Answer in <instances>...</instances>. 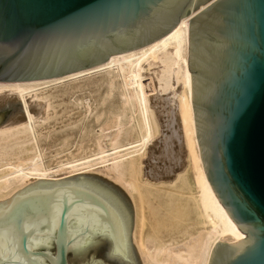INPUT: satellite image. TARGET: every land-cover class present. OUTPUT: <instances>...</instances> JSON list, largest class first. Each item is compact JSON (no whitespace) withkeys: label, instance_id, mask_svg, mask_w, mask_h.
<instances>
[{"label":"water","instance_id":"1","mask_svg":"<svg viewBox=\"0 0 264 264\" xmlns=\"http://www.w3.org/2000/svg\"><path fill=\"white\" fill-rule=\"evenodd\" d=\"M202 6L205 8L201 9ZM187 23L196 136L207 179L245 233L208 264H264V0H0V82L61 77ZM20 98L0 105V127ZM127 193L93 174L42 177L0 200V264H144Z\"/></svg>","mask_w":264,"mask_h":264},{"label":"bare ground","instance_id":"2","mask_svg":"<svg viewBox=\"0 0 264 264\" xmlns=\"http://www.w3.org/2000/svg\"><path fill=\"white\" fill-rule=\"evenodd\" d=\"M194 14L182 18L160 39L113 55L103 64L56 78L0 82V100L20 98L27 117L22 122L19 115L13 125L0 129V200L42 177L101 174L124 187L132 198L136 212L132 241L144 264H208L223 235L244 239L245 233L215 195L200 156L188 61L187 23ZM102 73L110 86V97L103 105L114 95L120 100L115 111L116 137L112 140L115 135H108V144L102 143L107 137L100 135L94 151L86 154L84 150L78 159L52 168L46 162L48 153L38 146L42 138L37 128L45 123L46 110H54L50 103L54 99L34 94L33 98L43 100L41 104L38 99L30 102L29 96L42 87ZM172 79L180 83V91L177 87V92H168ZM87 106L91 113L90 102ZM124 119H129V130ZM132 131L137 132L138 141L122 144Z\"/></svg>","mask_w":264,"mask_h":264},{"label":"rangeland","instance_id":"3","mask_svg":"<svg viewBox=\"0 0 264 264\" xmlns=\"http://www.w3.org/2000/svg\"><path fill=\"white\" fill-rule=\"evenodd\" d=\"M98 75L97 76L94 75L90 78L89 77L82 78L83 80L79 79L77 81H72V82L69 81L71 84L69 82H65L62 84L61 83L57 84V86L49 85V87L46 86V88L42 87L39 90H36L35 92H33L31 96H29L30 98H28L30 102H33L35 101V99L36 100L38 99V102L40 100V103L43 104L44 102H41L42 99L33 98V97L35 96L34 94L36 93L38 95L40 94L43 95L44 93L45 96H50V97L52 96L51 97L52 100L54 99L53 101L50 102L51 107H53L54 110L51 111L52 108H50V110L48 109L45 112V115L46 117L48 116L47 118L49 119V121H47L46 117L44 121L45 123L46 121L48 123L43 124L44 122L43 120L37 121V119H39L40 117L38 116L37 112L34 113L35 117L36 116L39 117V118L38 117L36 118V121L39 122V125L43 124V126L41 125L40 127L37 128V132L39 133L38 134L39 139L42 138L41 140L38 141L39 143L38 146L41 148L42 151H44L45 149V151L48 153L46 156V162H47V165L52 166V168L59 166V164L61 163H66L68 161H71L72 159H78L80 152H83L84 150L86 151V154L87 152L89 153V152L94 151L95 150L94 143L100 135H102V137L104 138L107 137L108 135H109L108 137L110 136L112 137L115 135L114 137H112V140H113V138H115L116 134L118 133L119 128L117 127L118 125L116 124L117 121H116L115 111L119 106L120 100L117 95H114V96H111L110 98L111 101L108 100L109 103L107 102L106 105H103V101L107 97V95H109L108 97H110V86L105 80L103 81V78H106L105 73L100 74L99 75L101 76L100 78ZM87 79L88 81H86ZM81 81L85 83L86 87L83 85L84 83L82 84ZM174 81L176 82V80H173V85L171 83L169 86V89H168L169 93H174V92H177L178 89L179 91L182 89L180 87L181 85H179L180 83L179 82H178L179 84L177 82L174 83ZM79 86L82 87V89L84 87V89L83 90L79 89ZM41 89L43 90V92H39L41 91ZM168 92H166L165 95H167ZM8 101H10V99L6 101L3 100V102L2 100H0V105ZM88 102H90V105L92 107L91 113L87 112ZM50 111L52 112V114ZM53 111H55V113ZM18 116L19 114L13 118V121L11 120V122L9 121V123L7 122L6 125L4 124V126H2L0 129H2L3 127L7 125L8 126L13 125L15 122V119L18 118ZM128 121L129 119H124L123 121L125 122L123 124L126 130H129ZM134 127H135V124H134ZM42 134H43V137H42ZM108 137L105 138V140L104 138H101L102 140H104L102 141V143L108 142L109 144L111 140L109 141ZM138 139L139 137H138L137 132L132 131L131 136L123 137L122 144L127 143V142H136L138 141ZM87 147L89 148L87 149ZM99 176H102V175L99 174ZM108 180L113 182L110 179ZM113 183L116 184L115 182ZM116 185H118L121 189H123L127 193L132 203L133 209H134L135 207H134L132 198L130 197L128 192L121 185L119 184H116ZM135 214L136 212L134 209V226H135V217H136ZM134 226H133V229H134Z\"/></svg>","mask_w":264,"mask_h":264}]
</instances>
